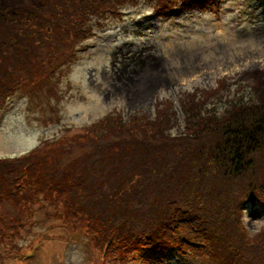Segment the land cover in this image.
Masks as SVG:
<instances>
[{"label": "trees", "instance_id": "1", "mask_svg": "<svg viewBox=\"0 0 264 264\" xmlns=\"http://www.w3.org/2000/svg\"><path fill=\"white\" fill-rule=\"evenodd\" d=\"M24 1L5 9L0 4V109L22 86L38 92L36 100L47 90L50 96L52 76L39 85L34 80L76 46L80 25L114 1L136 2ZM174 1L158 5L173 8ZM216 1L182 0L198 8ZM238 90L246 96L234 95L224 79L217 88L182 93L184 122L171 102L161 101L153 116L109 115L98 123L100 131L89 125L83 134L0 157V260H20L27 246L19 242L42 216L72 230H101L132 252L224 253V264L229 258L264 264V227L253 242L241 225L245 206L264 207V98L257 87ZM197 223L202 231L193 230ZM135 225L147 234L131 229Z\"/></svg>", "mask_w": 264, "mask_h": 264}, {"label": "rangeland", "instance_id": "2", "mask_svg": "<svg viewBox=\"0 0 264 264\" xmlns=\"http://www.w3.org/2000/svg\"><path fill=\"white\" fill-rule=\"evenodd\" d=\"M220 5L218 11L158 17L155 0H137L122 15L103 14V23L99 15L95 23L89 18L92 23L79 27L85 30L84 44L68 51L72 68L61 71L60 81L50 80L60 86L59 92H52L56 100L46 92L42 99H32L22 90L2 111L0 157L22 155L63 135L83 132L81 126L98 124L111 111L123 117L152 116L160 100L176 103L182 93L213 89L224 79L232 93L240 94L238 87H257L264 98V0H225ZM243 216L241 225L255 242L256 232L264 227L262 206L252 204ZM131 229L138 231L137 225ZM37 230L61 236L52 227ZM57 242H45L36 259L22 264H98L94 255L86 258L75 251L80 247L62 246L73 244V238ZM192 264L202 262L195 259Z\"/></svg>", "mask_w": 264, "mask_h": 264}, {"label": "bare ground", "instance_id": "3", "mask_svg": "<svg viewBox=\"0 0 264 264\" xmlns=\"http://www.w3.org/2000/svg\"><path fill=\"white\" fill-rule=\"evenodd\" d=\"M136 57L138 58V55L136 54ZM154 63H156L157 61H153ZM162 63V62H161Z\"/></svg>", "mask_w": 264, "mask_h": 264}]
</instances>
